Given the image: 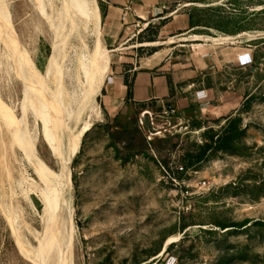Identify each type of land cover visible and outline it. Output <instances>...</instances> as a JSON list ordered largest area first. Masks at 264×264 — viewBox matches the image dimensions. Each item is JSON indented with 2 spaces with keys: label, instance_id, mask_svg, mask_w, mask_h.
<instances>
[{
  "label": "rangeland",
  "instance_id": "obj_1",
  "mask_svg": "<svg viewBox=\"0 0 264 264\" xmlns=\"http://www.w3.org/2000/svg\"><path fill=\"white\" fill-rule=\"evenodd\" d=\"M49 1L46 9L55 14L53 21L58 17L54 22L57 25L60 2L55 0L54 11L53 0ZM9 2L11 32L33 61L45 101L63 117L67 97L81 93L77 85L81 75L75 66L84 51L89 55L95 48L92 26L81 24V31L73 33L64 48L68 56L60 62L66 64L65 69L74 70L67 75L65 70L64 83L68 84H63V89L55 66L54 70L51 67L52 43L60 39L55 26L51 27L36 0ZM92 3L103 43L113 57L106 81L121 56L135 57L140 66L160 49H164L160 54L164 62L185 63L191 54L208 55L214 46H242L254 51L255 61L244 68L230 63L219 68L209 65L203 73L195 74L193 79L214 88L212 110L202 113L197 109L192 115L175 116L171 125H165L168 131L163 129L167 120L158 117L155 127L163 133L151 145L145 142V133L136 130L142 109H136L130 119L113 122L101 108L100 116L93 120L94 128L83 137L76 153L69 134L62 142L37 120L31 100H24L18 68L0 50V95L14 109L19 130L16 149L13 146L8 154L0 145V264H38L30 255H23L16 242L20 237L29 246L39 245L32 233L43 231L44 205L35 194L32 202L27 201L21 187H17L21 196L16 202V182H9L2 168L5 153V160L13 164L10 169L15 180L21 178L22 171L39 180L25 151L24 130L35 141L33 151L50 173L61 176L55 186L61 190V198L53 214L61 223L62 245L69 263L167 264L174 256L176 264H264V0H162L156 5H150L149 0H67L65 9L67 14L81 9L82 15V8ZM116 8H128L125 20L119 18L121 11L114 17ZM69 31L68 25L64 33ZM191 34L233 40L214 46L209 45L211 41H202L199 46L204 47L196 48L192 42L180 40ZM170 37H176L178 43L147 44ZM116 48L119 50L114 51ZM103 90L98 98L100 105ZM231 93L238 99L221 101ZM87 118L85 114L75 133ZM3 127L0 121V134L6 133ZM124 127L134 135L112 133ZM200 154L203 159L198 166L180 174L186 181L184 188L173 186L170 175L177 173L176 167L184 161L196 162L192 156ZM163 160L170 162L169 173L163 168ZM67 184L70 188L64 190ZM10 187L15 189L13 196ZM16 214L22 222L16 220Z\"/></svg>",
  "mask_w": 264,
  "mask_h": 264
},
{
  "label": "bare ground",
  "instance_id": "obj_2",
  "mask_svg": "<svg viewBox=\"0 0 264 264\" xmlns=\"http://www.w3.org/2000/svg\"><path fill=\"white\" fill-rule=\"evenodd\" d=\"M53 1H52L51 8L54 10L55 0ZM59 2H60L59 13L61 15L59 16V20H58L59 23L57 22L58 24L54 25V22L57 21L58 17L56 20L54 19L55 21H53V18H54L53 16L55 14L53 15L50 14L51 12L49 11L50 12L49 13L46 9L50 1L49 0H36V3L40 4L38 9H40L41 13L43 14L45 18L51 21L52 23L51 27L53 28V26H55L54 32L56 33L57 38L58 39L60 38L59 40L56 39V41L52 43L54 47V57L51 63V67L54 70V66H55L54 71L56 73L55 75H57L58 84H60L63 89H65L63 84L66 83V82L64 83V79H65L64 75L66 72L65 70H67L66 75L68 74V71L74 70V69L73 70L65 69L64 66L66 64L64 63L65 64L64 65L62 64V62H60V61H63V59L66 60V57L68 56L67 55L68 52H66L67 54L65 53V50H66L65 47L67 46L66 44L70 36H72L73 33H76V34L78 33V30L82 27L81 24H84L86 28L87 27L89 28L90 26H92L93 36H95V48L93 49L91 54H89L88 52L90 51H88L87 53L89 55H86L84 51V53L79 56V59H77V64L75 63L76 64L75 67L77 68L78 75L80 74L81 78L84 77V79L81 80V78H79L76 75L79 78L78 79L79 83L78 84L76 83V84L81 87V91H80L81 93L76 94L74 93L76 91L75 90L74 92L72 91L74 93L73 95L70 92L71 94L70 95L68 94L69 95L68 97L66 96L67 97V112L65 116L62 117L59 114H57L54 110H52L49 107V105L45 101L44 96L42 94V90L38 86V81H37L38 74L35 71L33 61L30 59L26 49H24V47L20 43L17 42L16 37L14 36L13 32H11V19L10 18H11L12 12L10 10L9 0H0V50H2L3 54H6V56H9V58L11 57L12 63L14 64V66L18 68L19 75H20L22 85H23V93L25 95L24 100H26V102H30L28 100H31V107L36 115V118H38L37 120H39V122L43 121L47 129L46 131H51L53 133L52 137L54 136L59 137L61 138L62 142H64V138L69 134L68 136H70V143L74 151L77 153L80 151L83 137L92 128H94L93 120L98 118L101 114V105L98 103V98L106 82V78H107V75L110 71L111 64H112L111 59L113 57L111 58L110 49H108V47H106L105 44L103 43L104 41L102 37V31L100 30V27H99L98 17L96 14L97 12L94 7V4L92 3L90 7L88 8L83 7L82 15H81L80 14L81 9L77 11L74 10L72 12L70 11V13L67 14L66 9H65L67 0H59ZM148 22H145L144 25L147 26ZM66 24L70 26L69 33H64L65 27L67 28L68 26V25L66 26ZM180 40L181 41H193L194 44H197L198 46L200 44H204L202 41H211L212 44H209V45L214 46V45L224 44L227 41L233 40V39L225 38L222 36H205V35L203 36V35L191 34L188 36L183 35V37ZM200 41L201 43H198ZM176 42H177L176 37H170L169 40L164 39V41H157V42L147 43V44L167 45V44H172ZM82 44L83 43L81 42V46ZM181 45L186 46V44H181ZM75 48H76V45H75ZM117 50H119V48H116L114 51H117ZM61 56L63 58L59 60V57ZM71 66L73 67V65ZM68 78L70 79L71 77L68 76ZM77 85L75 86L77 87ZM66 89L68 90V88ZM78 92H79V89H78ZM31 95L32 96L35 95V97L37 96V98L35 99L34 97H31ZM74 107L76 109H74ZM85 114H88V118L83 122L78 133H75V130L78 124L83 121V116ZM0 121L2 122V127L4 126L3 128H5L6 130L5 134H2V133L0 134V145L5 152L13 151L12 150L13 146L16 149V137H17V133L19 132L18 128H16L17 126L16 115L14 113V109L4 101L1 95H0ZM71 124H72V127H71ZM22 132H23V135L27 137V142L25 143V151H28L31 157V161L35 165V170L39 177V180L34 179L26 171H22L21 178L19 177L20 179L16 178L15 180V178H13L12 176L13 171L10 169L13 166V164L10 163L12 164V166H10L7 160H5V157H6L4 156L5 153H3V156H2V161H3L2 163L4 164L2 168L6 171L5 175H7L8 181L11 182L12 184L16 182V202H20V196H21V194L17 193V187H21V190H22L21 193H23L22 196L29 202H32L34 200L32 197L34 194L39 197V200L44 205L43 215L41 217L44 223L43 224L44 228L42 232L32 233V235L39 241L38 246L36 247H33L31 245L29 246V244L27 245L25 241L23 240V238L21 239L20 237L19 238L17 237L18 242L16 243H18V246L20 247L23 255L25 256L30 255L34 260L37 261L38 264H71L69 263L68 254L65 252V250L63 249V245H62V235H61V225H60L61 223H59L58 219H55L54 214H53L54 209L59 203L60 198H61V190L55 187L56 183H58L61 180V176L58 173L54 175L50 173V171L46 167L43 160L33 151L35 148L34 147L35 141L30 137L31 135H28L26 130ZM2 173L3 172H1V174ZM2 176H4V174ZM52 178H54V180H52ZM3 181H5V179ZM10 188H13V187H10ZM65 188L69 189L70 184L64 185L63 189L65 190ZM14 190H15L14 188L13 190H11L12 192L11 196L15 194ZM2 191H3V188H2ZM19 205H18V208H20ZM9 207L7 206V209ZM10 214L11 213L9 211V214L7 215L8 218ZM18 217L19 216L16 214V220L19 219ZM20 219L22 220L21 217ZM21 220H18V221L20 222ZM17 226H19V224H17ZM22 226H23V223H22ZM19 229H17L16 231L19 232L18 231Z\"/></svg>",
  "mask_w": 264,
  "mask_h": 264
},
{
  "label": "crops",
  "instance_id": "obj_3",
  "mask_svg": "<svg viewBox=\"0 0 264 264\" xmlns=\"http://www.w3.org/2000/svg\"><path fill=\"white\" fill-rule=\"evenodd\" d=\"M149 2L150 5H156L162 0H149ZM122 9L116 8L114 17L117 11ZM190 42L194 47L197 46L196 48L204 47L194 44L193 41ZM163 51L164 49H160L151 57L148 56L146 64L140 66L133 56L120 57L112 75L106 81L100 98L101 108L107 120L119 122L123 121L122 119H130L136 109L150 107L162 101L177 106L181 115H192L193 110L199 109V104L204 100H210L212 102L210 106H214V88L192 77L197 73H203L210 67L209 65L225 67L224 61L232 62L238 53L245 51V48L236 46L217 49L214 46L213 51L206 56L200 53L191 54L185 63H177L174 60L164 62V59L161 60L163 55L160 56ZM194 59L200 64L199 69L191 66ZM127 76L130 80L134 79L132 96L128 95ZM202 91L205 95L199 97Z\"/></svg>",
  "mask_w": 264,
  "mask_h": 264
},
{
  "label": "built area",
  "instance_id": "obj_4",
  "mask_svg": "<svg viewBox=\"0 0 264 264\" xmlns=\"http://www.w3.org/2000/svg\"><path fill=\"white\" fill-rule=\"evenodd\" d=\"M128 8H124L121 10L119 15V18L122 19L121 21L125 20L127 17L128 12L126 11ZM125 10V11H124ZM140 17V16H139ZM124 27V25H123ZM245 51L238 53L236 55V57L232 60V62H230V64L233 67L236 68H244V67H248L251 66L254 61H255V54L254 51L249 48V47H244ZM200 53V52H199ZM200 55H202L200 53ZM203 56V55H202ZM224 66L228 65L229 63L224 61ZM192 67H195L197 69L200 68V64L197 60H192L191 63ZM131 81V80H130ZM204 91L200 92L199 97H204ZM224 99L226 98L228 101H234L236 99H238V95L236 93H231L226 97H223ZM222 98V99H223ZM211 101L210 100H204L199 104V109L202 113H206V112H210L211 109ZM181 113L179 112V109L177 106L167 103V102H157L155 105L147 107V108H142L141 112H140V117L138 119V126L140 128V130H142L145 133V136L147 138V142L149 145H151L152 141L154 140V138L157 135H160L161 133H163V131H158L156 130V119L158 117H161L162 119L167 120L164 124V130L168 131V129L165 128V125H171V118L175 117V116H179L180 118ZM163 168L166 170L167 173H169L170 167L166 168L163 165ZM176 172H173V175H170L171 177V183L173 186H175L176 188H184V185L186 184L185 178L180 175V174H184L186 172L189 171L186 170L184 165H178L176 167ZM177 262V258L174 256H171L168 260H167V264H176Z\"/></svg>",
  "mask_w": 264,
  "mask_h": 264
},
{
  "label": "trees",
  "instance_id": "obj_5",
  "mask_svg": "<svg viewBox=\"0 0 264 264\" xmlns=\"http://www.w3.org/2000/svg\"><path fill=\"white\" fill-rule=\"evenodd\" d=\"M151 41H154V40H151ZM133 80L134 79H132L131 81H130V79H129V77L127 76L126 77V84L128 85V88H129V93H128V95L129 96H132V85H133ZM170 83H171V80H170ZM145 108H147V107H145ZM137 123H138V120H137ZM139 127V126H138ZM136 130H138L140 133H143L141 130H140V128L139 129H136ZM113 134H115V133H128V134H130V135H134L133 133V131L132 130H130L129 128H127V127H124L122 130H115V131H113L112 132ZM143 136H144V134H143ZM144 139H145V142L148 144V142H147V140H146V138H145V136H144ZM227 141L229 140L228 138H225ZM226 141V142H227ZM193 157V159H195L196 160V162L195 161H188V162H185L184 161V166H185V168H186V170H188V169H195L197 166H198V164L202 161V159H203V155L202 154H200V155H198V156H192ZM161 163L166 167V168H169L170 167V162L168 161V160H163V161H161ZM227 227H229V226H226V228Z\"/></svg>",
  "mask_w": 264,
  "mask_h": 264
}]
</instances>
